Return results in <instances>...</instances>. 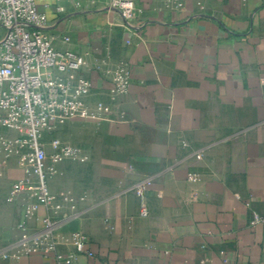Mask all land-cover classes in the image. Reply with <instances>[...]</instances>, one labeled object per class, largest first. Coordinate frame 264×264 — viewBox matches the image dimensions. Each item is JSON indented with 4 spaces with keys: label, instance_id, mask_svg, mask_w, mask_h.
<instances>
[{
    "label": "crops",
    "instance_id": "0c3cea01",
    "mask_svg": "<svg viewBox=\"0 0 264 264\" xmlns=\"http://www.w3.org/2000/svg\"><path fill=\"white\" fill-rule=\"evenodd\" d=\"M135 6L125 22L102 2L37 0L53 44L83 57L90 107L107 106L46 136L48 152L55 136L88 156L60 160L48 179L77 203L60 213L58 251L71 252L79 230L93 253L74 264H264V225L248 223L264 213V0ZM121 63L129 82L116 93ZM23 176L0 154V264H57L54 253L23 250L42 229L34 219L17 226L33 200L8 199ZM145 179L141 216L132 187Z\"/></svg>",
    "mask_w": 264,
    "mask_h": 264
},
{
    "label": "built area",
    "instance_id": "2783aa9c",
    "mask_svg": "<svg viewBox=\"0 0 264 264\" xmlns=\"http://www.w3.org/2000/svg\"><path fill=\"white\" fill-rule=\"evenodd\" d=\"M89 2L104 3L125 22H130L135 14V0ZM56 8L63 11L60 5ZM83 66L80 54L53 44L37 0H0V154L5 160L15 156L25 172L12 184L8 199L18 193H27L33 199L25 205L23 219L17 226L24 229L28 220L34 219L42 223V229L22 242L23 250L54 253L57 264H74L77 254L93 253L87 248L86 235L79 230L70 235L73 250L58 251L61 236L57 229L64 221L60 213L76 210L77 203L70 192L54 194L48 186V179L57 173V162H85L88 156L55 136L48 141L51 152L45 143L46 136L59 124L76 117H98L107 111L102 102H97L94 109L90 107L87 98L91 82L82 73ZM128 82V72L121 63L113 78V92L125 91ZM150 183V179H145L132 187L139 198L141 216L148 214L144 194ZM41 206L49 213L39 215ZM248 223L264 225V213L252 211Z\"/></svg>",
    "mask_w": 264,
    "mask_h": 264
}]
</instances>
